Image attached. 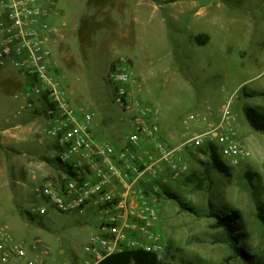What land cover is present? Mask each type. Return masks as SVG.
Wrapping results in <instances>:
<instances>
[{
    "label": "rangeland",
    "instance_id": "1",
    "mask_svg": "<svg viewBox=\"0 0 264 264\" xmlns=\"http://www.w3.org/2000/svg\"><path fill=\"white\" fill-rule=\"evenodd\" d=\"M47 6L53 10L47 21L58 28L52 40L55 70L65 76L68 96L75 107L93 111L94 120H113L107 129L119 142L129 127L106 74L112 60L131 58L130 69L140 84L135 93L156 110L168 141L179 144L207 131L210 123L220 125L222 108L229 106L225 130L232 127L251 152L242 165L230 166L215 138L226 173L210 164L208 142L189 152L185 173L160 182L158 231L166 248L158 257L172 264H246L211 212H238L244 244L264 255V227L257 216L258 205L264 209V132L255 130L245 113L247 107L264 112V0H134L133 13L120 24L126 35L120 46L100 37L109 30V19L86 15V1L47 0ZM64 24L75 26L67 36ZM87 26L95 31L94 40ZM202 31L210 36L204 45L191 39ZM0 71V97L5 85H11L12 95L22 79L13 75L15 83L4 85L1 80L8 75ZM6 100L0 99V228L7 226L27 243L41 240L50 249L48 264L78 260L98 231V209L90 205L81 212H58L35 192L41 177L64 174L55 158L59 151L45 131L43 114L21 109L23 99L13 109L11 96ZM95 136L107 139L99 131ZM42 206L44 214L38 210Z\"/></svg>",
    "mask_w": 264,
    "mask_h": 264
},
{
    "label": "built area",
    "instance_id": "2",
    "mask_svg": "<svg viewBox=\"0 0 264 264\" xmlns=\"http://www.w3.org/2000/svg\"><path fill=\"white\" fill-rule=\"evenodd\" d=\"M51 11L47 0H0V67L28 80L22 108L45 114V131L59 151L55 158L64 174L42 182L35 192L58 212H81L90 205L98 209V231L85 244V255L64 264H99L125 249L161 255L166 245L158 231L160 182L185 173L189 152L215 138L230 166L242 165L251 152L232 127L225 130L229 106L222 108L220 125L210 123L207 131L179 144L168 141L156 110L135 93L140 84L129 59L114 61L106 74L129 130L119 143L97 138L94 112L73 105L65 76L56 73L52 40L58 28L47 21ZM38 210L47 212L45 206ZM49 255L41 240L27 243L7 226L0 228V264H48Z\"/></svg>",
    "mask_w": 264,
    "mask_h": 264
},
{
    "label": "trees",
    "instance_id": "3",
    "mask_svg": "<svg viewBox=\"0 0 264 264\" xmlns=\"http://www.w3.org/2000/svg\"><path fill=\"white\" fill-rule=\"evenodd\" d=\"M198 42H201L196 38ZM245 113L250 125L257 131L264 132V112L257 110L253 107H247ZM209 152L210 164L213 168L220 173H226L227 167L221 161L217 146L213 142L208 143L207 150ZM208 163V162H207ZM193 176L199 179L197 173H193ZM170 197H176L175 194L168 193ZM186 209L194 211L192 207L185 206ZM210 216L216 218L215 226L222 228L224 235L226 236L234 254L241 258V260L246 264H264V255L258 254L251 247H247L244 240V235L241 231V226L238 219V212H231L220 214L218 212L209 213ZM261 223L264 227V209L262 206L258 205V214ZM264 238V234H263ZM99 264H172L168 261H163L158 257V254L153 252H148L145 250H135V249H125L121 252H117L107 256Z\"/></svg>",
    "mask_w": 264,
    "mask_h": 264
},
{
    "label": "crops",
    "instance_id": "4",
    "mask_svg": "<svg viewBox=\"0 0 264 264\" xmlns=\"http://www.w3.org/2000/svg\"><path fill=\"white\" fill-rule=\"evenodd\" d=\"M52 1H53V3L56 2V0H52ZM81 1H83V0H81ZM84 1L87 2V10L84 12V13H86V15H96V14H101L102 15L103 14V15L107 16V18L109 19V22H108V25H107L109 30H106V33L103 36H100V37L103 40L111 39L112 41L108 42L109 45L111 44L113 46V44H114V45L117 46V44H118V46H120V44H122V42H123L122 39L124 37H126L124 32H122L121 29H120V24L124 20H126V14L128 12H130L131 14L133 13V8L131 6V3H134V0H84ZM148 5H149V3H148ZM52 12H53V10H52ZM74 24H76V23H74ZM63 27H64L63 28L64 29V33L63 34H66V36H67V34L73 32V29H75V26L74 27H67V25H65V24H64ZM85 31L87 33H89L90 37L93 40L95 38H97V35L95 34V31H94L93 27L87 26ZM196 38L201 40V42H198ZM191 39L194 42H198L199 44L204 45L205 43H207L210 40V36L206 32L202 31V32H196L193 35H191ZM115 60H112L111 64ZM129 60L133 64L132 59L129 58ZM1 69H2V72H6L7 75H8L6 77V79H2L1 80L4 85L6 84V82L10 83V81L12 79L13 80L15 79V78H12L13 75H14V77L21 78L22 80H21L20 84H19V82L17 84V85H21L20 88L17 91H15L12 95H10L12 93L11 90H10V86L11 85H5L6 88L3 89V92H2L5 95L1 96L0 99H2L3 102H7L6 96H11V98L13 99V101L11 102V104H12L11 108L12 109L15 107V105H16V103H17V101L19 99H23L24 102L20 105V108L23 109L22 106L26 104V100H25L22 92L27 88L28 80L24 76L20 75L17 71L15 72L16 74L13 73V69L0 67V70ZM135 79H137V78H135ZM13 80H12V82L15 83V81H13ZM137 80L139 81V79H137ZM27 111H29V113L34 115V116H38L39 114H43L45 116V114L43 112H39L37 110L36 111L27 110ZM45 118H46V116H45ZM105 121H106V123H105ZM105 121H102V123H101L98 120L96 121V119L94 120L93 128H94L95 132L99 131L108 140L110 138H112L117 143H119V140H117L114 137L115 135L114 134L112 135L110 130L107 129L109 123H112L113 120H109V118L106 117ZM169 137H170L171 140L175 139L174 135H169ZM5 140L7 142V139H5ZM58 172L59 173L57 175H55L54 173H50L48 175H45V176L41 177L42 182H44V181H46L48 179H56V178L60 177L63 174V173H60V171H58ZM33 177L34 178H38L39 175L34 172Z\"/></svg>",
    "mask_w": 264,
    "mask_h": 264
}]
</instances>
